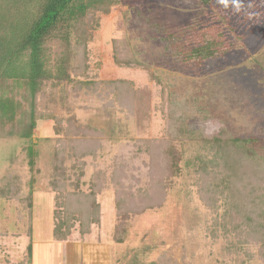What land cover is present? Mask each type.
Here are the masks:
<instances>
[{"label": "rangeland", "instance_id": "374dc122", "mask_svg": "<svg viewBox=\"0 0 264 264\" xmlns=\"http://www.w3.org/2000/svg\"><path fill=\"white\" fill-rule=\"evenodd\" d=\"M121 2L109 16L102 17L101 28L89 45L88 66L92 79L126 81L123 88L127 89V94L134 90L135 100L125 98L131 101L125 104L126 110H133L134 117L127 119L123 110L106 111L92 96L78 99L72 115L60 121L39 120L32 139L5 136L0 129V195L11 177L20 183L14 191L18 197L15 203H5L0 198V236L3 233L21 236L20 249H12L14 253L10 250L7 253V240L0 239V264L7 261L18 264L15 260L23 258L27 247L28 262L34 257V264H153L163 259L170 264H240L241 260V264H247L248 257L243 255L235 261L234 255L224 253L223 241L211 239L206 226L210 225L212 215L196 194L185 166L161 208L132 216L123 225L114 214L115 188L110 179L115 168L124 162L128 165V183L134 185L140 179V185L134 189L147 187L150 179L145 163L149 162V157L140 148L143 141L165 136L169 102L184 107V117H190L193 122L196 112L190 111L192 104L207 108L212 119L197 125L209 135L226 127L235 136L258 137L259 142H264V0H242L239 13L233 12L231 5L225 9L217 0H211V5H204L200 0ZM218 13L226 17L238 35L245 37L244 46L207 62L200 69L176 59L173 44L180 30L192 27V32L197 33L196 40L216 36ZM114 40L128 41L135 57L143 64H117L113 59ZM167 40L172 43L171 49ZM19 92L17 98L26 106L21 97L24 92ZM2 93L0 87V96ZM194 98H198L197 102ZM57 101L54 109L59 111ZM121 101L125 103L124 99ZM58 122L69 130L61 133L57 129ZM87 126L104 133L99 137L102 149L98 150L96 158L84 159L87 164L84 172L68 171L71 184L66 190L73 194L89 193L98 177L106 179L108 187L97 197L101 223L93 225L91 241L83 247L86 258L79 259L64 243L48 245L55 242L52 237L54 213L60 210L58 204L62 200L61 191H55L51 185L50 162L54 151L61 147L59 141L82 136ZM29 148L35 154L34 167L30 165ZM195 150L188 148L185 159ZM18 212H22L25 220L32 218V237L27 231L31 224L23 221L21 226L14 225ZM72 235L70 240L81 241L79 222L75 223ZM257 250L250 247L252 255H256ZM249 263L262 264V260L256 257Z\"/></svg>", "mask_w": 264, "mask_h": 264}, {"label": "trees", "instance_id": "16d2710c", "mask_svg": "<svg viewBox=\"0 0 264 264\" xmlns=\"http://www.w3.org/2000/svg\"><path fill=\"white\" fill-rule=\"evenodd\" d=\"M200 2L211 5V0ZM121 4V0H0V87L3 90L0 129L5 136L32 139L39 120L60 121L72 115L78 99L92 96L101 102L102 109L123 110L127 119L134 117L133 110H126L125 104L135 101L134 90L127 94L123 88L126 81L92 79L88 66L89 45L101 28L102 17L109 16ZM215 22L217 34L211 38L194 39L197 33L192 32V27L180 30L173 44L176 59L200 69L207 62L244 46L245 37L238 35L226 17L218 13ZM167 44L171 49L172 43ZM113 46L117 64H143L135 57L128 41L114 40ZM20 90L24 92L21 97L26 106L17 98ZM57 99L59 111L54 109ZM194 99L197 102L198 98ZM192 105L190 111L196 112L195 122L184 117V107L169 102L165 136L143 141L140 151L149 157L145 163L150 179L147 187L134 189L140 185V179L134 185L128 183L126 163L115 168L110 182L115 188L117 218L123 225L132 216L161 208L185 166L196 194L212 215L210 225L206 226L211 239L223 241L224 253L234 255L235 261L245 255L250 261L258 257L264 264V142H259L258 137L235 136L226 127L209 135L197 124H206L212 115L207 108ZM72 121L77 123L75 118ZM59 124L62 123H57L61 133L69 130ZM85 130L82 136L59 141L61 147L54 151L50 162L51 185L62 193L60 210L54 213V238L61 242L69 238L76 222L80 223L83 235L90 234L93 225L101 223L97 197L108 187L106 179L98 177L89 193L73 194L66 190L71 184L68 171L84 172L87 166L84 159L96 158L102 149L99 138L104 136L102 130L89 126ZM190 147L197 150L185 159V151ZM28 154L34 167L33 149L29 148ZM19 185V180L11 177L0 198L16 201L14 191ZM251 246L258 249L256 255L251 254ZM153 264H170V261L163 259Z\"/></svg>", "mask_w": 264, "mask_h": 264}, {"label": "crops", "instance_id": "0c3cea01", "mask_svg": "<svg viewBox=\"0 0 264 264\" xmlns=\"http://www.w3.org/2000/svg\"><path fill=\"white\" fill-rule=\"evenodd\" d=\"M5 203H9V202H6L5 201ZM13 203H15V201ZM21 213L18 212V216L15 215L16 222H14V225L17 226L18 224H20V226H21L22 223H23V221H26L29 225L31 224L30 227L27 229V231H28L29 236L32 237V234H33L32 233L33 232V230H32V228H33L32 227V218L29 217V219H26L25 220V219H23L25 216L23 214H21ZM114 214H116V209H114ZM30 215H32L31 212L29 213V216ZM21 216H22V218H21ZM18 219H20V220H18ZM9 220H10V218H9ZM53 224H54V222H53ZM54 226H55V224L53 225V229H52V237H53V240L55 242H49L48 245H52V243H59V244H63L64 243V246L65 247H66V245H68L69 251L74 254V257L75 258L81 259V257H82L83 259H85L86 258V254H84V253H85V250L86 249H84L83 247L88 246V244L90 243V241H91V239H90L91 234H88V235H80L81 241H72V240H70V238L73 237V235L71 233L72 237L70 235L69 238L66 241H62L61 242V241L55 240V238H54ZM20 238H21L20 235H15V234L8 235L7 233H3V236H0V239H2L3 242H5V240H7V242H5L6 244H8L7 246H5L7 253H8L9 250H10L11 253H14L12 251V249H16V250H19L20 249V247H19L20 245L18 244V240ZM11 240H16V241L14 242V241H11ZM11 242H12L13 245H11ZM69 242H72V243H69ZM47 247H49V246H47ZM28 249L29 248L27 247L26 251L24 250L23 258L22 259L20 258V260L19 259H16L15 260V263H17V261H18V264H34V260H35V259H33L34 257L32 258V260L30 262H28V258H29V256H28V251L29 250ZM68 249H67V251H68ZM34 251H35V248H34L33 252ZM70 252H69V254L71 255ZM3 264H11V263H10V261L9 262L7 261V262H5Z\"/></svg>", "mask_w": 264, "mask_h": 264}, {"label": "clouds", "instance_id": "9594fccd", "mask_svg": "<svg viewBox=\"0 0 264 264\" xmlns=\"http://www.w3.org/2000/svg\"><path fill=\"white\" fill-rule=\"evenodd\" d=\"M217 3L222 5L225 9H228L231 5L235 13H239L242 10V0H217Z\"/></svg>", "mask_w": 264, "mask_h": 264}]
</instances>
